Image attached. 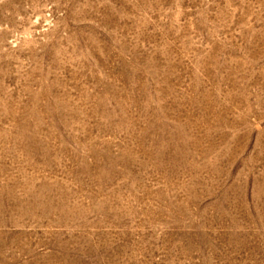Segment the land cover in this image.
<instances>
[{"label": "rangeland", "instance_id": "rangeland-1", "mask_svg": "<svg viewBox=\"0 0 264 264\" xmlns=\"http://www.w3.org/2000/svg\"><path fill=\"white\" fill-rule=\"evenodd\" d=\"M0 264H264V0H0Z\"/></svg>", "mask_w": 264, "mask_h": 264}]
</instances>
